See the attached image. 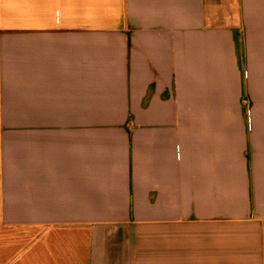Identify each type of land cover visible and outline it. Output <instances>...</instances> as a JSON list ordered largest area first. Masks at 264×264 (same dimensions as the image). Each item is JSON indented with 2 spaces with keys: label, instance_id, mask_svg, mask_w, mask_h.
<instances>
[{
  "label": "crops",
  "instance_id": "crops-1",
  "mask_svg": "<svg viewBox=\"0 0 264 264\" xmlns=\"http://www.w3.org/2000/svg\"><path fill=\"white\" fill-rule=\"evenodd\" d=\"M0 264H264V0H0Z\"/></svg>",
  "mask_w": 264,
  "mask_h": 264
}]
</instances>
